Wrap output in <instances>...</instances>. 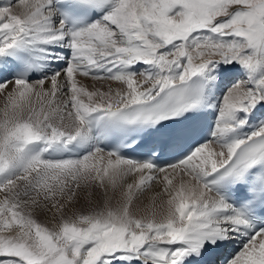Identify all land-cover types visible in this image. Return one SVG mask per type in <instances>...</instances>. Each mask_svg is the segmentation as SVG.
<instances>
[{
    "label": "snow or ice",
    "instance_id": "obj_1",
    "mask_svg": "<svg viewBox=\"0 0 264 264\" xmlns=\"http://www.w3.org/2000/svg\"><path fill=\"white\" fill-rule=\"evenodd\" d=\"M0 264H264V0H2Z\"/></svg>",
    "mask_w": 264,
    "mask_h": 264
},
{
    "label": "bare ground",
    "instance_id": "obj_2",
    "mask_svg": "<svg viewBox=\"0 0 264 264\" xmlns=\"http://www.w3.org/2000/svg\"><path fill=\"white\" fill-rule=\"evenodd\" d=\"M84 83L91 85L93 82L90 79H85ZM113 86L115 87V85ZM154 190H158V189H154Z\"/></svg>",
    "mask_w": 264,
    "mask_h": 264
}]
</instances>
